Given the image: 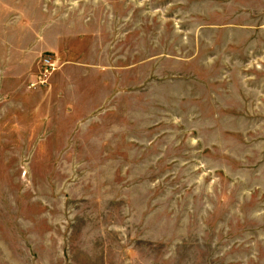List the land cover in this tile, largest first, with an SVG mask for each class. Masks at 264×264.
<instances>
[{
  "label": "rangeland",
  "instance_id": "obj_1",
  "mask_svg": "<svg viewBox=\"0 0 264 264\" xmlns=\"http://www.w3.org/2000/svg\"><path fill=\"white\" fill-rule=\"evenodd\" d=\"M0 264H264V0H0Z\"/></svg>",
  "mask_w": 264,
  "mask_h": 264
},
{
  "label": "crops",
  "instance_id": "obj_2",
  "mask_svg": "<svg viewBox=\"0 0 264 264\" xmlns=\"http://www.w3.org/2000/svg\"><path fill=\"white\" fill-rule=\"evenodd\" d=\"M53 19H55V18L53 17L51 19L52 23L54 22ZM49 30H53L54 31L53 35L50 38L46 34L45 35H46V37L49 40H51L50 42L53 43V40L56 41V37L55 36H56L57 33H56V30L53 29V28H51ZM60 37H61L60 41H59V38H58L59 42H58L57 46L55 44H53L52 46L48 45L46 48L42 49L41 52L42 51H46V53L48 52V53L52 54V55H48V56L44 57V58H48L49 61L51 59L53 63L55 62V64L58 62V60L60 62V68H59L60 71L57 74H55V76H53L50 81L48 80V79H50L49 78L50 76H49L47 81H46V83H45L46 84L45 85L46 88L45 87H43V88L46 89V93L45 94H46V96L48 98L47 100H48L49 104L53 105V107L56 108L54 110V114H62L63 115L65 112L67 113L71 109H73V110L76 109L77 112H78V110L82 111L84 109V105H82V103L84 102L85 96H83V94H80V91H78V89L80 90V83L79 82L76 85H71V84L65 82V79L68 78L67 75H68V72H69V68H66L67 65L69 67V66H73V65L79 66L80 64L76 63L77 61H74V59L72 58L71 54H70L71 56H69L68 53L65 54V51H64L65 50V45H66V43L69 44L70 40H68L65 43L64 39H63L64 38V34H61ZM69 39H71V37H69ZM73 47H75V46H73ZM34 49L32 51H34ZM74 57L77 60L78 57L77 56H74ZM72 59H73V61H72ZM42 66L45 68V65H42ZM36 80H37V77H36ZM29 81L30 82H28L27 85L30 88L33 87V88H31V90H35V89L42 90L41 89L42 87H38V88L35 87V84H37L36 83L37 81H35V77H34L33 80H29ZM71 87H73L74 89L70 90ZM83 88H85L84 84H83ZM66 91L68 92L67 94H66ZM73 91H74L73 94H75V96L73 97L74 101L73 102L72 101H68L69 95ZM82 91H83V89H82ZM3 97H4V99H3L4 101H6L8 99V95L3 94ZM16 99H21L22 100L23 99L22 94H20L18 96V98L15 97L13 99V101H10V102L6 103V105L13 104L14 105V111L19 108L18 107V103H17L18 101H15ZM30 101H32V100H30ZM30 101L28 102V105H30ZM20 102H22V101H20ZM32 102H33V106H34L36 104V102L35 101H32ZM22 104H24V103L22 102ZM28 110H32L33 111V108H29L28 107ZM28 110H27V112H28ZM17 113L19 114L20 112L18 111ZM30 119H32V118H30Z\"/></svg>",
  "mask_w": 264,
  "mask_h": 264
},
{
  "label": "built area",
  "instance_id": "obj_3",
  "mask_svg": "<svg viewBox=\"0 0 264 264\" xmlns=\"http://www.w3.org/2000/svg\"><path fill=\"white\" fill-rule=\"evenodd\" d=\"M42 63L45 65V68H49L50 62L48 58H43Z\"/></svg>",
  "mask_w": 264,
  "mask_h": 264
}]
</instances>
